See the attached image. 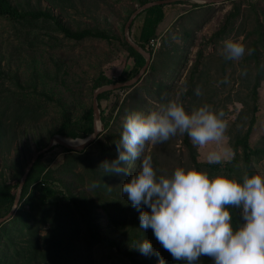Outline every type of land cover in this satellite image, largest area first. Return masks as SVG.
<instances>
[{
  "label": "rangeland",
  "instance_id": "rangeland-1",
  "mask_svg": "<svg viewBox=\"0 0 264 264\" xmlns=\"http://www.w3.org/2000/svg\"><path fill=\"white\" fill-rule=\"evenodd\" d=\"M55 1L57 4L53 5ZM11 2L20 9L50 8L73 29L97 27L112 35L110 39L75 40L43 19L28 25L0 15V185L17 192L23 172L37 152L53 135L62 136L56 130L63 122L64 111L78 119L93 105L95 77L103 73L116 82L127 75L133 59L123 43L125 24L139 6L136 0ZM164 11L156 29V44L151 45L148 71L132 86L109 90L99 101L102 124L106 120L108 126L98 138L83 150L68 151L57 143L40 155L49 169L51 185L59 194L73 192L93 202L101 230L119 241L122 250L132 249L138 257H145L133 245L147 239L154 253H159V257L148 255L155 256V264H159L160 257L164 264H187L174 260L151 228H139V210L121 192L122 183L130 175L107 174L100 165L118 156L116 142L129 112L147 113L179 96L187 111L203 104L223 111L227 122L225 136L218 146L209 148L226 150L227 157L220 169L211 168L206 159L208 149H198L187 134H177L146 148L145 155L152 157L157 175H171L178 166L196 168V163L210 176L222 173L242 180L245 172L264 175V0H179L165 3ZM146 15L147 12L138 15L130 28L134 41V35L139 38L142 23L143 27L149 26ZM229 38H242L245 45V55L238 62L225 60L222 55L224 41ZM259 67L262 77L257 86L258 110L249 143L261 151L246 162L242 145L235 148V143L238 136L246 133L253 116L252 90ZM225 76L228 82L220 83ZM197 88L201 91L199 96ZM135 162L129 165L133 174L141 165V160ZM93 182L100 186L90 188ZM52 209L53 205L42 202L37 191L20 198L12 216L0 223V264L45 261L40 251ZM142 209L150 210L147 206ZM108 210L119 222L108 219ZM236 212L242 222L240 210ZM92 252L98 264H131L127 254L106 242L94 245Z\"/></svg>",
  "mask_w": 264,
  "mask_h": 264
},
{
  "label": "clouds",
  "instance_id": "clouds-1",
  "mask_svg": "<svg viewBox=\"0 0 264 264\" xmlns=\"http://www.w3.org/2000/svg\"><path fill=\"white\" fill-rule=\"evenodd\" d=\"M245 51L242 38H229L224 41L222 55L225 60L238 62ZM227 82V76L220 81ZM196 95H201L199 88ZM226 129L222 110L203 104L187 111L177 96L147 113L129 112L116 142L118 156L100 165L104 173L130 175L122 183L121 192L139 210V228H151L174 260L195 264L207 256L214 264H264V175L245 172L240 180L180 166L171 175H157L152 157L145 155L149 144L187 134L194 147L208 149L209 164H220L227 151L209 145L218 146ZM137 160H141V165L133 174L129 165ZM99 186V182H93L90 188ZM232 209H239L242 217L236 227L232 223ZM133 246L142 255L159 257L147 239ZM159 264H164L163 257Z\"/></svg>",
  "mask_w": 264,
  "mask_h": 264
},
{
  "label": "trees",
  "instance_id": "trees-1",
  "mask_svg": "<svg viewBox=\"0 0 264 264\" xmlns=\"http://www.w3.org/2000/svg\"><path fill=\"white\" fill-rule=\"evenodd\" d=\"M53 1V0H52ZM138 6L151 1V0H136ZM57 1L53 2L56 5ZM165 4L153 5L143 11L147 12L146 16H149V26H144L143 23L139 31V38L134 35V39L143 48L147 49L153 54L152 42L156 37V29L158 24L163 20V13ZM198 5V4H195ZM147 10V11H146ZM131 13V11H130ZM0 15L6 16L11 19L21 21L28 25H33L38 20H44L54 25L55 29L60 30L63 34L75 40H81L87 37H102L110 39L112 35L106 29H100L97 27H84L73 29L62 22L59 16L55 15L50 8H25L20 9L15 6L11 0H0ZM137 15V16H138ZM133 19L131 26L135 19ZM146 21V18H145ZM145 23V22H144ZM123 43L128 51L129 56L133 59V65L129 69L127 75L121 76L120 80L124 81L133 77L140 68L145 64V57L132 47L125 38ZM148 44V46H147ZM261 68H258L256 75V83L252 90L253 116L250 119L249 127L243 136L236 138L237 148L242 145L244 158L246 162L250 160L252 154L260 152V149H253L249 143V136L256 122V112L258 110V90L261 80ZM115 82L105 74L100 73L95 77L93 87L96 88L100 85ZM109 91L100 93L98 101L107 96ZM100 107V106H99ZM103 120V116H102ZM104 127L108 126V122L104 120ZM93 130V105L85 110L84 114L78 119H73L69 114L64 111L63 122L56 130V133L68 138H84L88 136ZM189 144V139H186ZM70 151L72 149L66 148ZM42 155L34 162L30 172L22 186L20 198L26 196L32 191H37L40 194L41 201L45 204L51 203L53 205L52 211L47 216L49 226L44 235L43 248L40 251V256L45 259L42 264H98L97 259L93 255V246L101 242H106L111 247H116L120 251L127 254L131 264H155V256L138 257L132 249L122 250L120 242L110 238L107 234L101 230V224L96 212L93 202L89 201L83 195H76L73 192L69 194H59L48 178H50L49 169L41 162ZM207 165L216 170L220 169V164ZM137 169V163L135 162V170ZM196 169H199V164L196 163ZM136 172V171H135ZM24 173V172H23ZM36 183L34 187L31 185ZM35 193V192H34ZM16 192L11 189H4L0 185V216L6 214L13 205ZM2 209L5 212L2 213ZM237 209H232V223L236 227L241 221L236 212ZM108 219L110 221L119 222L108 210ZM213 260L210 257L202 256L195 264H212Z\"/></svg>",
  "mask_w": 264,
  "mask_h": 264
},
{
  "label": "water",
  "instance_id": "water-1",
  "mask_svg": "<svg viewBox=\"0 0 264 264\" xmlns=\"http://www.w3.org/2000/svg\"><path fill=\"white\" fill-rule=\"evenodd\" d=\"M175 1H179V0H151V1H148L144 4H142L141 6H139L137 9H135L132 12V14L130 15V17L128 18V20L125 24V39L132 47H134L138 52H140L145 57V64L140 68V70L133 77H131L127 80L107 83V84H103V85H100V86L94 88V91H93V130H92V132L88 136H86L85 138H82L84 141L79 145H70L65 141L64 137H62L60 135H53L52 138L50 139V142L45 147H43L42 149H40L37 152V154L34 156L32 161L28 165L27 169L25 170V172L22 176L18 191L16 192L15 199L13 202V206L6 214L0 216V223L9 219L12 216V214L14 213L15 208L19 204L22 186H23L34 162L36 161V159L39 157V155L42 152L50 149L54 144H57V143L65 146L68 149L83 150L84 148H86L89 144H91L93 141H95L98 138L99 132L104 128L103 124H102L101 130H98L96 128L97 119L100 118V107H99V101H98L99 94L103 93L105 91H109V90H113V89H117V88H121L124 86L135 84L148 71L150 63L152 61V54L147 49L143 48L140 44H138L136 41H134L130 35V28H131V24H132L133 19L141 11H143V10L153 6V5L165 4L168 2H175ZM193 1L200 2V3H215V2H223V1H227V0H193ZM75 139H77V138H75Z\"/></svg>",
  "mask_w": 264,
  "mask_h": 264
},
{
  "label": "bare ground",
  "instance_id": "bare-ground-1",
  "mask_svg": "<svg viewBox=\"0 0 264 264\" xmlns=\"http://www.w3.org/2000/svg\"><path fill=\"white\" fill-rule=\"evenodd\" d=\"M156 40H154V44ZM144 76V75H143ZM129 86H132V85H129ZM125 87V86H124ZM96 128L98 130H101L102 129V121H101V112H100V118L97 119V122H96ZM85 138V137H84ZM65 141L70 144V145H79L81 144L84 140L82 138H65ZM73 150V149H72ZM78 151V150H77Z\"/></svg>",
  "mask_w": 264,
  "mask_h": 264
},
{
  "label": "built area",
  "instance_id": "built-area-1",
  "mask_svg": "<svg viewBox=\"0 0 264 264\" xmlns=\"http://www.w3.org/2000/svg\"><path fill=\"white\" fill-rule=\"evenodd\" d=\"M152 45H153V42H152Z\"/></svg>",
  "mask_w": 264,
  "mask_h": 264
}]
</instances>
